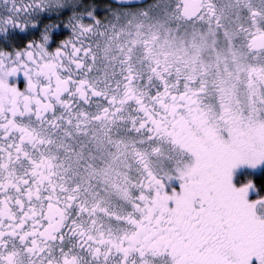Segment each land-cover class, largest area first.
<instances>
[{"label": "snow or ice", "instance_id": "obj_1", "mask_svg": "<svg viewBox=\"0 0 264 264\" xmlns=\"http://www.w3.org/2000/svg\"><path fill=\"white\" fill-rule=\"evenodd\" d=\"M264 0H0V264H264Z\"/></svg>", "mask_w": 264, "mask_h": 264}, {"label": "trees", "instance_id": "obj_2", "mask_svg": "<svg viewBox=\"0 0 264 264\" xmlns=\"http://www.w3.org/2000/svg\"><path fill=\"white\" fill-rule=\"evenodd\" d=\"M255 180L257 181V183H264V173L263 175L256 176Z\"/></svg>", "mask_w": 264, "mask_h": 264}, {"label": "rangeland", "instance_id": "obj_3", "mask_svg": "<svg viewBox=\"0 0 264 264\" xmlns=\"http://www.w3.org/2000/svg\"><path fill=\"white\" fill-rule=\"evenodd\" d=\"M263 173H264V172H260V171H258V172H256L255 177L258 176V175H263Z\"/></svg>", "mask_w": 264, "mask_h": 264}]
</instances>
